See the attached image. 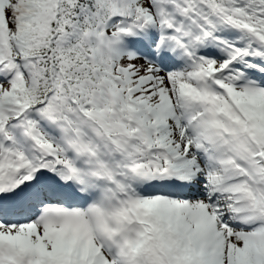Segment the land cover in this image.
<instances>
[{"label":"snow or ice","instance_id":"1","mask_svg":"<svg viewBox=\"0 0 264 264\" xmlns=\"http://www.w3.org/2000/svg\"><path fill=\"white\" fill-rule=\"evenodd\" d=\"M0 264H264V0H0Z\"/></svg>","mask_w":264,"mask_h":264}]
</instances>
